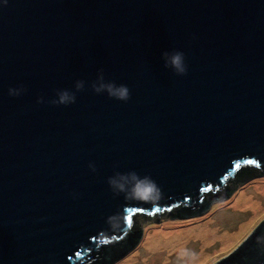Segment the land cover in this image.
Returning <instances> with one entry per match:
<instances>
[{"label": "water", "instance_id": "obj_1", "mask_svg": "<svg viewBox=\"0 0 264 264\" xmlns=\"http://www.w3.org/2000/svg\"><path fill=\"white\" fill-rule=\"evenodd\" d=\"M177 51L184 74L165 67ZM107 82L129 98L93 90ZM62 90L74 102L53 103ZM129 172L159 199L114 191ZM260 174L264 0H0V264L129 251L141 225L198 215ZM180 203L198 209L152 214ZM243 264H264V246Z\"/></svg>", "mask_w": 264, "mask_h": 264}, {"label": "rangeland", "instance_id": "obj_2", "mask_svg": "<svg viewBox=\"0 0 264 264\" xmlns=\"http://www.w3.org/2000/svg\"><path fill=\"white\" fill-rule=\"evenodd\" d=\"M264 179V174L255 175L247 180L241 182L223 199L212 201L209 203L207 210L202 211L198 215H185L175 216L169 218H162L157 221H149L141 225V236L138 243L124 255L116 259L112 264H184L185 262H194L190 256H182L177 249H164L157 250L151 249L145 242H147V236L150 230H158L160 227H165L167 224L172 226L173 230H190L196 229L201 224L208 221L209 228H213L214 231L220 234L222 231L237 232L236 238L230 240L229 245L222 248L221 240L214 239L205 241L201 236H197L194 232L190 234L184 250L188 253H194L195 258L199 254L209 256L208 259L201 264H214L224 256L233 251L241 242L247 237V235L263 220L264 210L259 214L256 219L245 226V221L249 217V210L238 208L232 209L233 200L241 191L252 192L256 197H260L264 204V194H260V191L255 190V181ZM192 227V228H191ZM150 243L154 244V240H150ZM133 253L137 255V259L133 261H125ZM143 256H146L145 258ZM144 258V259H143ZM121 261H123L121 263Z\"/></svg>", "mask_w": 264, "mask_h": 264}, {"label": "clouds", "instance_id": "obj_3", "mask_svg": "<svg viewBox=\"0 0 264 264\" xmlns=\"http://www.w3.org/2000/svg\"><path fill=\"white\" fill-rule=\"evenodd\" d=\"M165 67H171L175 73L184 74L186 72V66L184 62V55L182 52H173L171 54L165 53ZM81 83H77L76 88L81 89ZM93 90L97 93L101 90L106 91L111 97L119 100H127L129 98V90L127 86L121 84L116 85L113 82H107L100 86L94 87ZM9 93L12 95L19 94L15 89H9ZM75 96L73 93H69L67 90H62L58 93V100H54L53 103L68 104L74 102ZM109 184L116 192H123L126 199L140 200L144 202H154L159 199V188L155 181L150 177H139L135 172H129L126 174L116 173L113 177L109 178ZM122 221V217L117 216L113 218V226L119 227ZM130 227V225H129ZM258 245L264 246V235L256 238ZM182 256H190L192 260L195 259L194 253H188L183 251Z\"/></svg>", "mask_w": 264, "mask_h": 264}, {"label": "bare ground", "instance_id": "obj_4", "mask_svg": "<svg viewBox=\"0 0 264 264\" xmlns=\"http://www.w3.org/2000/svg\"><path fill=\"white\" fill-rule=\"evenodd\" d=\"M255 190L260 191V194H264V179L255 181ZM252 192H245L244 190L238 193V195L233 200L232 209L236 210L238 208L249 210V217L246 219L245 226L248 224H251L256 217L259 216V214L264 210V204L261 201L260 197H256L253 195ZM208 221L201 224L196 229H190V230H181L180 233L178 230L170 229L172 226H169L168 224L165 227H160V229L150 230L148 236L146 237L147 244L151 249L157 250L160 248L165 247L164 249H177L180 250L179 252H183L185 244L193 232L197 236H201L202 239L207 241L210 239V241L214 239L221 240L222 248H225L229 245L230 240H234L236 238L237 232H228V231H222L220 234L216 233L213 228H209ZM192 228V227H191ZM154 240V244L150 243L149 241ZM209 255H203L199 254L194 262H185L184 264H201L205 260H207ZM137 255L133 253L129 258L125 259V261H133L137 259ZM144 258L146 256H143ZM143 258V259H144ZM123 261H121L122 263Z\"/></svg>", "mask_w": 264, "mask_h": 264}, {"label": "trees", "instance_id": "obj_5", "mask_svg": "<svg viewBox=\"0 0 264 264\" xmlns=\"http://www.w3.org/2000/svg\"><path fill=\"white\" fill-rule=\"evenodd\" d=\"M245 165H252V166L256 167V165L253 162L240 163L238 165V167L240 168L241 166H245ZM208 189H210V188H207L205 190H208ZM220 196L221 195H219V197ZM203 198L204 197L202 196L201 200ZM216 198H218V197H216ZM203 200H204L203 202H206V203H209L211 201L210 199H203ZM183 207H184V205H182V203H180L178 205L171 206V208L163 209L161 211H156L152 214H161L165 210L170 212V210L172 208L175 209L174 211L177 214H182L183 212H192L193 210L196 211V209H198L197 207H191V208H187V209L191 210V211H188V210H186V208L184 209ZM132 217H133V215H132ZM132 217H131V219H132ZM129 231H132L131 228ZM132 232H135L134 233L135 235L131 239L135 240L137 238L136 235L139 234L140 231H132ZM262 235H264V230L262 232H260L257 236H252V237L250 236V239L248 240V242H246L244 245H239L234 251L229 253L228 255H231V257L227 258L225 261H227L230 264H243L244 262L249 260L251 257L255 256L257 248H259L261 246V245H258L256 243V238L258 236H262ZM124 237L125 236H122L119 240H123ZM127 243H128L127 240L121 241L120 245H118L117 247H113L112 249H108L105 253H101L100 255L93 257L91 259V261L88 262V264H108L113 260L115 261L118 257L122 256L127 251V248H128Z\"/></svg>", "mask_w": 264, "mask_h": 264}]
</instances>
